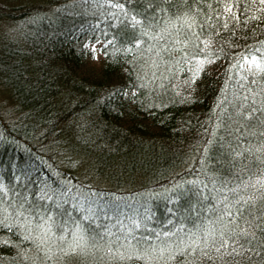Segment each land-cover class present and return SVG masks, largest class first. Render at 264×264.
Listing matches in <instances>:
<instances>
[{"label":"trees","instance_id":"16d2710c","mask_svg":"<svg viewBox=\"0 0 264 264\" xmlns=\"http://www.w3.org/2000/svg\"><path fill=\"white\" fill-rule=\"evenodd\" d=\"M9 20L0 264H264V0H0Z\"/></svg>","mask_w":264,"mask_h":264},{"label":"rangeland","instance_id":"374dc122","mask_svg":"<svg viewBox=\"0 0 264 264\" xmlns=\"http://www.w3.org/2000/svg\"><path fill=\"white\" fill-rule=\"evenodd\" d=\"M108 3H110V1H108ZM11 20H9V22L0 21V39L2 36H4L2 39L7 40V41H12V40L16 41V39L18 38L17 32H20L22 30L24 23H23V21L10 22ZM94 47L99 51L101 44H97ZM98 56H99V59H102V55L100 53L98 54ZM1 100L2 99L0 98V101ZM3 103H7V102H2V104ZM7 107L10 108V105ZM43 235L46 236V235H48V233L45 231H43L42 233L38 232L37 240L39 241L40 238H43ZM43 240L44 239H42L41 242L45 241V240L44 241ZM46 241H48V239ZM43 245H45V248H46V244L44 243ZM54 246L55 245L53 243L52 245L48 246V248L51 250L52 248H54Z\"/></svg>","mask_w":264,"mask_h":264}]
</instances>
